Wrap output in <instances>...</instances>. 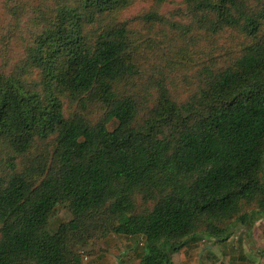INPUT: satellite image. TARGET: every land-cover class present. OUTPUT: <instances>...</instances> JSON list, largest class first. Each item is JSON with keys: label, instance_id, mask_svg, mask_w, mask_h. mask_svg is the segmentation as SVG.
<instances>
[{"label": "trees", "instance_id": "16d2710c", "mask_svg": "<svg viewBox=\"0 0 264 264\" xmlns=\"http://www.w3.org/2000/svg\"><path fill=\"white\" fill-rule=\"evenodd\" d=\"M50 1L30 41L12 28L24 51L9 74L0 65V147L15 172L0 175V264H82L111 232L138 238L140 264H183L201 236L236 249V228L264 218V0H183L187 31L232 53L204 60L186 98L163 84L153 97L162 61L142 62L159 51L119 17L134 0ZM138 18L172 26L155 10ZM40 141L46 155L17 170ZM58 207L69 218L51 230Z\"/></svg>", "mask_w": 264, "mask_h": 264}, {"label": "rangeland", "instance_id": "374dc122", "mask_svg": "<svg viewBox=\"0 0 264 264\" xmlns=\"http://www.w3.org/2000/svg\"><path fill=\"white\" fill-rule=\"evenodd\" d=\"M134 1V5L123 11L119 17L123 21L129 20V26L140 31L138 37L140 38V43L150 39V41L154 42L153 51H159L158 55L154 57L157 58V62H153V57L147 59L146 62H142L144 68H150L162 61V64L158 66L163 65L165 72H163L157 84L151 87L153 97L157 98L159 94L158 84H163L169 88L174 98H186L189 93L195 92V89H197L199 65L204 60L210 63H215L218 57L231 60V52L226 50L219 56L221 52H215V49H217L214 48L215 42H205L203 39L198 40L196 33L191 34L187 31L190 19L187 21L177 12L180 8H186L183 0ZM56 5L57 3L55 2L51 4L50 0H0V65L5 66V71L8 74L16 66V63L20 61L22 51H24V49L18 48V42L9 44L11 35L15 36L12 28L17 27L19 29L18 40L22 44L30 41L33 32L47 23V20L52 16L49 11H54ZM150 10L158 11L160 15L171 19L172 26L159 21L156 25L141 21L139 23L138 20L140 18H138V15ZM42 11H45L48 16L43 15ZM41 18H44V20L40 24ZM181 25L184 27L182 28ZM217 41L219 42V39ZM142 79L147 80L145 74ZM143 83H147V81ZM141 84L142 82L139 80L137 87L139 88ZM75 108L76 103L65 102V115L69 116L72 114ZM91 110L94 111L93 115L98 114V109L93 108ZM114 125L112 123L110 125L111 128ZM45 147V141H40L37 146H33L27 153V159L17 155L18 157L15 160L17 162V170H21L26 161L42 154L46 155L43 152ZM5 155L6 153L2 152L0 147V175L4 176L15 173L11 167L9 168L10 165L9 162H6ZM68 218L69 212L67 209L58 207L50 219V229L55 230L59 223L68 220ZM211 241L210 237L207 236H201L198 241H189L188 244L192 243V247L187 248V245L182 249L181 257L184 264H246L244 259L241 258L242 255L247 254L257 257L258 253L260 255L262 253L259 248L264 247V218L257 220L251 229L243 226L236 228L235 233L230 238V242L236 247H239V242H244L243 249L236 248L232 251L231 247H226L221 250L215 246L214 253L211 254L206 248L208 244H212ZM132 242L136 243V249L140 248L138 238L113 232L104 237L91 239L88 246L85 247L81 262L82 264H114L119 260L122 251H126ZM193 249H196L197 252ZM262 261L264 263L263 258Z\"/></svg>", "mask_w": 264, "mask_h": 264}, {"label": "crops", "instance_id": "0c3cea01", "mask_svg": "<svg viewBox=\"0 0 264 264\" xmlns=\"http://www.w3.org/2000/svg\"><path fill=\"white\" fill-rule=\"evenodd\" d=\"M211 243L212 244H208L206 246L207 251L211 254L214 253L215 246L221 250L226 248V247H223L214 241H211ZM243 243L239 242V247L237 246V248L243 249ZM130 244L131 245L128 247V249H126V251H124V250L122 251L121 256H119V260H117L116 263H114V264H140L141 248L138 247L140 250L136 249L137 245L135 242H132ZM192 245H193L192 243L188 244L187 248L192 247ZM193 250L196 251V249H193ZM231 250L234 251V248H232ZM259 250L262 252L261 255L259 253H258L257 257L248 255L247 258L244 259V262L246 264H264L262 261V258L264 259V257H263L264 256V247L259 248ZM237 252H239V251H237ZM254 253H255V251H254ZM201 254H202V252H201ZM223 254H225V253H223ZM183 264H184V262H183Z\"/></svg>", "mask_w": 264, "mask_h": 264}]
</instances>
